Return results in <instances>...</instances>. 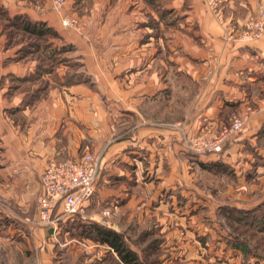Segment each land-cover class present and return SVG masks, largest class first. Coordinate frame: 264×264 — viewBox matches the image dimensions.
I'll use <instances>...</instances> for the list:
<instances>
[{
	"label": "crops",
	"instance_id": "0c3cea01",
	"mask_svg": "<svg viewBox=\"0 0 264 264\" xmlns=\"http://www.w3.org/2000/svg\"><path fill=\"white\" fill-rule=\"evenodd\" d=\"M0 1L14 15L25 13L53 27L57 54L68 60L55 67L49 62L50 68L44 62L38 73V60L6 63L0 49L2 164L7 181L24 183L19 196L42 192L49 162L91 148L100 160L96 210L153 212L161 225L173 222L182 181L191 174L186 162L206 166L219 158L182 152V124L189 135L214 129L225 123L228 108L264 98V35L237 39L250 18H264V0H228L218 16L206 0H83L80 6L67 0L52 12L36 11L23 0ZM85 5L88 11L79 13ZM67 14L78 16L80 29L63 26ZM8 75L31 84L29 93L18 91L11 103L5 101ZM39 94L21 106L24 97ZM10 106L11 121L5 114ZM248 127L253 133L263 129L264 112Z\"/></svg>",
	"mask_w": 264,
	"mask_h": 264
},
{
	"label": "rangeland",
	"instance_id": "374dc122",
	"mask_svg": "<svg viewBox=\"0 0 264 264\" xmlns=\"http://www.w3.org/2000/svg\"><path fill=\"white\" fill-rule=\"evenodd\" d=\"M23 1L36 11L45 9L49 12L62 10L67 3L66 0L62 7L55 8L53 0L49 6L45 5L47 0ZM227 1L223 0L219 14ZM82 2L79 0V6ZM79 6V13L89 9L86 5L84 9ZM12 11L10 4L0 1V49L6 54L4 62L12 63L25 58L38 60L40 68L36 72L39 73L45 66L44 62L48 61L46 64L50 68L49 62L55 67L65 59L57 54L59 44L56 40L59 39L55 30L43 35L26 32L10 24L9 16L29 15H14ZM67 19H75L77 24L64 25ZM14 20L21 21L20 18ZM62 24L68 28H81L80 20L74 14H67ZM64 46L68 51L72 50L71 44L65 43ZM65 61L68 62L67 59ZM8 77L10 84L5 92L6 102L11 103L18 91L29 93L31 90L29 81L15 76L12 78V75ZM81 79H84L83 76ZM17 85H20L18 90ZM41 94L35 97L25 95L21 106ZM263 101L264 98L259 102L249 101L242 107L228 108L225 123L214 129L203 127L195 135H189L182 124V152L195 157L218 155V161L223 166L217 168L208 164L205 167L202 162L194 164L187 161L191 174L189 181H182L181 196L173 215L175 219L173 222L165 221L163 225L153 212L115 213L110 207L96 210L92 199L83 214L65 217L54 227L32 224L37 221L36 205L41 192L36 198L34 195L30 199L19 196L24 183L7 181L8 175L3 171L2 164L3 149L0 147V264H124L116 252L107 250L110 246L105 245L103 249L96 246L98 242L92 240L93 234L89 236L92 222L118 232L126 246L135 252L139 264H264V128L253 133L248 127L256 115L264 112L260 108ZM247 106L255 113L246 120L243 130L229 138L219 152H198L192 148L197 141L220 133L234 115L244 116ZM5 114L9 121L13 120V107H6ZM238 143H241L240 146L234 145ZM84 153L99 157L91 148ZM185 167L182 165L183 170ZM188 186L201 193L192 195L184 192ZM239 206H243L242 209H238ZM108 208L111 214L106 216L104 212ZM98 213L101 216L99 221L95 219Z\"/></svg>",
	"mask_w": 264,
	"mask_h": 264
},
{
	"label": "built area",
	"instance_id": "2783aa9c",
	"mask_svg": "<svg viewBox=\"0 0 264 264\" xmlns=\"http://www.w3.org/2000/svg\"><path fill=\"white\" fill-rule=\"evenodd\" d=\"M65 2L66 0H53V6L60 8ZM222 2L223 0H206L210 12L217 16ZM76 24L75 19L64 20V25L75 26ZM246 26L239 40L249 41L263 37L264 18L250 19ZM260 108L264 111V101ZM254 113L255 110L247 106L244 109V116L234 115L229 125L225 126L220 133L197 141L192 148L198 152H219L229 138L243 130L246 120ZM99 170V157L91 153L49 162L42 173V192L38 198L37 221H33L32 224L54 227L65 217L83 214L95 194ZM104 214L109 216L111 210L105 209Z\"/></svg>",
	"mask_w": 264,
	"mask_h": 264
},
{
	"label": "trees",
	"instance_id": "16d2710c",
	"mask_svg": "<svg viewBox=\"0 0 264 264\" xmlns=\"http://www.w3.org/2000/svg\"><path fill=\"white\" fill-rule=\"evenodd\" d=\"M150 1L152 3H155L156 0H150ZM1 11L5 12L3 9ZM15 17L20 18L21 21L16 22L17 20H14L16 19ZM15 17L9 16L10 24L14 25L15 27L23 28V30H25L26 32L28 31L34 34L43 35L49 31H54L52 27L47 26L42 21H38L28 16H22V15H16ZM71 80H75V79L67 78V82L70 83ZM208 164L213 166L215 165L217 168L223 166V164L220 163L219 161ZM90 225L92 226L90 228L91 234L89 236L93 234L92 240L110 246L112 250L118 254L119 258L124 264H139L137 262V257L135 252H133L126 246L125 240L118 232H116L111 228L105 227L98 222H92Z\"/></svg>",
	"mask_w": 264,
	"mask_h": 264
}]
</instances>
